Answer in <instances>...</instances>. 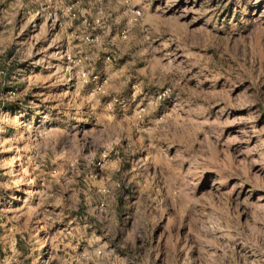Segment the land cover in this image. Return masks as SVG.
I'll return each mask as SVG.
<instances>
[{"label":"rangeland","instance_id":"374dc122","mask_svg":"<svg viewBox=\"0 0 264 264\" xmlns=\"http://www.w3.org/2000/svg\"><path fill=\"white\" fill-rule=\"evenodd\" d=\"M0 264H264V0H0Z\"/></svg>","mask_w":264,"mask_h":264}]
</instances>
